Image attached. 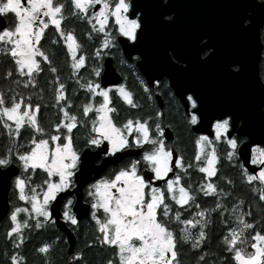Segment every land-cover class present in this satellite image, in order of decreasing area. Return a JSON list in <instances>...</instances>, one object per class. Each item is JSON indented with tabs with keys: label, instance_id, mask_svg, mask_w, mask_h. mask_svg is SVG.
Returning a JSON list of instances; mask_svg holds the SVG:
<instances>
[{
	"label": "snow or ice",
	"instance_id": "6c2138e0",
	"mask_svg": "<svg viewBox=\"0 0 264 264\" xmlns=\"http://www.w3.org/2000/svg\"><path fill=\"white\" fill-rule=\"evenodd\" d=\"M238 6L230 31L250 37L252 63L264 64V0H238ZM9 13L12 22L0 23V57L6 64L0 72V181L12 196L3 234L12 249L4 251L6 264H28L21 251L26 233L55 232L58 220L76 231L81 216L93 229L87 246L111 250L103 264H182L181 257L189 254L196 264H264V74L252 75L261 90L256 132L245 111L210 108L199 87L181 83L195 67L210 63H218L225 79L246 73L247 60L224 54L207 29L185 33L180 43L162 44L161 69L145 70L152 28L169 31L178 24L175 0H0V15ZM70 20L86 24L87 51L75 29L64 26ZM50 26L56 35L49 44L66 50V80L54 62L56 54L43 44ZM117 51L147 100L161 91L172 98L176 89L184 127L210 126V134L195 136L188 160L179 140L168 142L167 130L174 126L165 123L163 109L121 116L113 96L129 109L143 105L126 83L101 84L104 57L115 58ZM81 70L88 76L79 75ZM45 72L50 102L39 86ZM133 155L137 158L129 160ZM229 168L235 178L227 174ZM194 173L199 174L195 181ZM237 183L248 186L261 208L259 230L254 204L237 197ZM81 200L87 207H78ZM214 218L222 226L215 252L208 245ZM59 241L54 235L34 249L41 264H50ZM65 264L87 261L83 251H75Z\"/></svg>",
	"mask_w": 264,
	"mask_h": 264
},
{
	"label": "water",
	"instance_id": "95a60500",
	"mask_svg": "<svg viewBox=\"0 0 264 264\" xmlns=\"http://www.w3.org/2000/svg\"><path fill=\"white\" fill-rule=\"evenodd\" d=\"M175 5L178 16L177 26L169 31H161L156 27L151 30L146 44L148 58L145 70L151 73L161 69L157 52L162 44L180 43L185 33L193 29H207L219 40L224 54H241L247 60L246 73L236 80L225 79L219 72L218 63H210L206 66L195 67L191 74L181 78V83H189L199 87L205 97L206 104L210 108L232 106L245 111L252 123V130L259 132L260 119L256 113L255 105L261 99V90L252 78L253 74L260 75L259 60L255 64L252 63L254 50L251 45V38L235 35L231 33L229 28L232 16L239 10L238 0H175ZM0 23L6 26L3 15H0ZM122 48L123 45H121ZM140 73L144 76L143 72ZM144 77L147 79V76ZM100 81L102 86L118 84L122 81L121 74L113 64L112 56L104 57ZM173 90L176 94L177 90ZM192 129L196 133L210 134L211 132L210 126H201L199 130L196 126H192ZM241 162H244L243 159ZM245 166L249 169L254 167L250 164ZM18 172L19 170H17ZM88 175L95 176L96 173L89 172ZM8 192L5 184L0 181V221L9 210ZM78 207L87 206L80 201ZM73 210L77 211V208ZM85 217L87 216L80 218ZM56 225L66 234L67 253L73 252L75 244L73 233L62 220H58Z\"/></svg>",
	"mask_w": 264,
	"mask_h": 264
},
{
	"label": "trees",
	"instance_id": "16d2710c",
	"mask_svg": "<svg viewBox=\"0 0 264 264\" xmlns=\"http://www.w3.org/2000/svg\"><path fill=\"white\" fill-rule=\"evenodd\" d=\"M66 28H74L75 29V33L77 35V37L81 38V41L85 43V50L87 51L90 48V42H86L85 38L83 37V32L86 31V24L80 21H69L64 25ZM55 32L54 30L51 28V30L49 32H47L45 34V37L43 38V44L45 46V48H51L52 52H54L56 55L54 57V62L56 63V66L58 68L61 69V78L66 80L67 76H68V72L69 69L65 66V51L62 48V45H56V46H52L49 44V41L55 36ZM4 67H6V64L3 60L2 57H0V72L3 71ZM79 75L81 76H88V71L86 70H81V72L79 73ZM48 79V73L45 72L44 75L42 76V78L39 79V86L44 88V99L45 101L50 102L51 101V93L49 92V89L45 83V81ZM128 82V79L126 80ZM68 85H69V92H71V85H72V81L68 80L67 81ZM27 91H32V89H28L25 90ZM78 95L82 96V92L79 93ZM120 108H122L123 106H126L123 104L122 101H118L117 104ZM42 114L44 117L46 118H51L50 114L48 111H44L42 110ZM185 142L186 145L189 146L190 142H191V135H189V133L186 131L185 134ZM4 138L2 136H0V143L3 142ZM227 174L232 176V177H236L237 173L234 172L231 168L226 169ZM199 178V174L194 173L192 176V180L195 181ZM235 194L237 195V197L239 198H243L245 201H249L251 200L254 204V208H253V218L256 219L257 225H258V230H259V226L261 225V208L259 205L256 204V201L253 199V197L251 196L250 192H249V188L247 185H243V184H239L237 183L236 185V189H235ZM210 204V201H209ZM207 206V205H205ZM245 209H247V204H245ZM4 227V228H3ZM3 229L6 228V223L2 226ZM0 228V262L1 264H6V260H5V256H4V251L7 248V250L10 252L11 249V244L7 243L4 239L3 236V229ZM222 226L217 223L215 221V218L213 220V225L208 229L209 231V241H208V245H209V249L213 252H215L218 248V245L220 244V240H219V236L222 234ZM55 232H53V230L49 229L47 231H39V233L37 234L36 232H32L30 234L26 233V235H28L29 239L28 241L25 243V245L22 247L21 251L28 257V264H41L42 262V258L38 255L35 254L34 249L36 247L39 246V244L41 242H43V240H49L51 238L54 237ZM88 240L92 238L93 235V229L91 224H89L88 226ZM75 251H82V249L80 247L76 248ZM185 253L188 252L187 247L183 250ZM67 250L64 247V244L60 245V241L59 243L55 244V249L54 251L50 254V264H65V259L67 257ZM85 254L86 256V261L87 264H103V259L105 258L106 255H110L111 254V250L104 248L101 249L98 246H93V247H88L85 248ZM182 264H196L195 262V257L191 254H189L188 256H182Z\"/></svg>",
	"mask_w": 264,
	"mask_h": 264
},
{
	"label": "flooded vegetation",
	"instance_id": "af4514ba",
	"mask_svg": "<svg viewBox=\"0 0 264 264\" xmlns=\"http://www.w3.org/2000/svg\"><path fill=\"white\" fill-rule=\"evenodd\" d=\"M3 16L5 17V20H6V26H8L12 22V18L14 17V14L9 13V14L3 15ZM51 28L52 27L50 26L49 29L46 30L45 34L47 32H49L51 30ZM110 56H112V55H110ZM112 59H113V64H114L116 70L122 76V81L120 83H126L128 88L135 93V98H136L137 102L140 103L141 105H143L142 110L129 109L127 105L120 108L118 105H116L119 100L115 96H113V103L119 108L121 116L123 117V116L129 115V114H133V115L151 114V111L153 109H156V108L163 109L165 111V113L167 114V118H166L165 123H171L174 126V130L173 129L167 130L168 142L173 143V142L179 140V147H180L181 151L184 153L185 159L188 160L194 154L193 141H194L195 136H198L202 133L194 132L192 129V126H191L190 130L184 127L183 116H184L185 109L183 107L182 100L175 94L173 89H172V93H173L172 98H170L167 94H165L163 91H161L158 94H154L153 99L151 101L147 100L146 95L139 88V85H138L135 77L129 73L126 66H123L119 63V52L118 51L115 53V58L112 56ZM137 72L139 73L140 77L142 79H144V81L147 83V79L139 72L138 69H137ZM259 74H264V64H261L260 62H259ZM125 77H127L128 82L125 80ZM40 78H42V76ZM148 86H149V88H153V85H151V84H149ZM174 131H175V134H174ZM186 131L189 133V135H191V142H190L189 146L186 145V142L184 139ZM203 134H205V133H203ZM3 142H4V140H3ZM3 142H1L0 144H2ZM132 151L134 152L135 150H132ZM135 158H137V157L134 155L128 157L129 160L135 159ZM238 162L242 163L241 160ZM109 167H111V165H109ZM103 174H104L103 172L100 173V175H103ZM11 199H12V196H11L10 192H8V202ZM81 202L83 203V200H81ZM10 208H11V204L9 203V210H10ZM6 216L0 221V228H2V226L6 223L5 222ZM80 219H81V224H80L79 229L76 231H74L73 228L70 227L68 224H66L63 220L62 221L71 230V232L73 233V235L75 237V244H74L73 252H75L76 248L80 247L84 253V258L86 260L87 255L85 254V248H87V241H88L87 232H88L89 223H88V217L80 218ZM5 229L2 230L3 233L5 232ZM55 234L59 235L61 237L60 245L64 244V247L67 250L68 244H67L66 234L63 231H61L57 227V225H56V233ZM43 241H47V240H43ZM57 243H59V242H57ZM66 255H68V254H66ZM0 264H1V262H0Z\"/></svg>",
	"mask_w": 264,
	"mask_h": 264
}]
</instances>
